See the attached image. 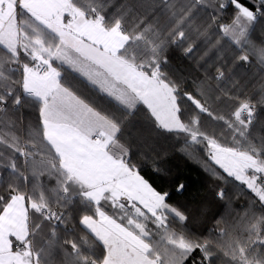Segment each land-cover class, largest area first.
<instances>
[{
  "label": "snow or ice",
  "instance_id": "1",
  "mask_svg": "<svg viewBox=\"0 0 264 264\" xmlns=\"http://www.w3.org/2000/svg\"><path fill=\"white\" fill-rule=\"evenodd\" d=\"M257 29L264 0H0V264H264ZM169 148L218 182L206 234L141 172Z\"/></svg>",
  "mask_w": 264,
  "mask_h": 264
},
{
  "label": "trees",
  "instance_id": "2",
  "mask_svg": "<svg viewBox=\"0 0 264 264\" xmlns=\"http://www.w3.org/2000/svg\"><path fill=\"white\" fill-rule=\"evenodd\" d=\"M241 2H246V0H241ZM253 39L257 43L264 40V37L260 35L259 29H257ZM209 59H214V56H210ZM172 65L186 75L190 72L194 73L196 70L195 64L192 61L182 59L179 53L173 55ZM24 115L29 116L30 113L25 110ZM167 151L168 157L166 160L163 155L157 160L155 155L149 153L150 159L141 168V172L158 190L171 192L170 202L179 204L190 217L195 218L199 216L202 208L206 209L204 215L199 216V219L194 224H190L194 231L206 234L208 229L214 227L215 219L223 211V206L213 199L214 186L218 182L212 180L196 161L187 160L178 154H174L171 148ZM153 161L160 163L161 167L166 169L167 174H155L152 170ZM136 162L141 163L142 161L138 159ZM178 183L186 185L183 194L175 192V187ZM244 203L245 200L242 197L235 201V207L240 208Z\"/></svg>",
  "mask_w": 264,
  "mask_h": 264
}]
</instances>
